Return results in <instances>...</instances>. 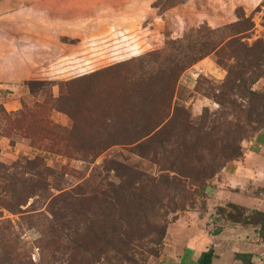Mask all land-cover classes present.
<instances>
[{
    "label": "rangeland",
    "instance_id": "374dc122",
    "mask_svg": "<svg viewBox=\"0 0 264 264\" xmlns=\"http://www.w3.org/2000/svg\"><path fill=\"white\" fill-rule=\"evenodd\" d=\"M85 3L67 21L0 27L32 45L19 55L0 39L3 59L29 57L44 81L0 86V264H179L172 236L234 224L219 207L207 214L225 161L200 178L247 106L236 92L217 98L236 54L264 43V0ZM53 28L73 50H57ZM250 91L264 95V75Z\"/></svg>",
    "mask_w": 264,
    "mask_h": 264
},
{
    "label": "crops",
    "instance_id": "0c3cea01",
    "mask_svg": "<svg viewBox=\"0 0 264 264\" xmlns=\"http://www.w3.org/2000/svg\"><path fill=\"white\" fill-rule=\"evenodd\" d=\"M73 3L76 8L79 3L86 4L85 0H0V27L6 26L18 34L19 24L26 22L27 19H40L48 23L51 22L50 18L54 17L56 21H67L73 16L72 10H76L73 9ZM3 38L9 40V46L19 44L17 50L19 55H26L24 49L32 47L29 42H20V38L17 43H13L9 36L0 35L2 41ZM0 47H4V44ZM3 52L6 51L0 48V83H3L1 87L35 79L29 75L31 73L29 57L13 56L10 53L6 54L9 56L4 60ZM9 74H12V80L8 79ZM9 96V100L2 106L8 113H14L17 111V102L14 95ZM213 183L225 190L220 191V194H206L208 215L214 213L213 207L225 208L228 204L242 208L246 215L254 211L264 213V131L242 146L241 156L226 164L215 176ZM220 227L222 228L220 233L215 236L201 231L198 234H186V237L172 236L173 243L181 246L182 250L178 253L177 259L173 255L169 256L170 263H176L174 261L176 259L180 264L182 260L187 259L189 264H196L200 255L212 247L215 258L211 264H242L235 259L236 254H249L253 263L264 264V243L256 227L235 223H226ZM196 241L200 243L197 244Z\"/></svg>",
    "mask_w": 264,
    "mask_h": 264
},
{
    "label": "trees",
    "instance_id": "16d2710c",
    "mask_svg": "<svg viewBox=\"0 0 264 264\" xmlns=\"http://www.w3.org/2000/svg\"><path fill=\"white\" fill-rule=\"evenodd\" d=\"M249 22V19H244L231 23L227 27L228 29H235L238 26H246V24ZM59 32V29L53 28L51 40L53 41V44L58 51H61L63 49L64 51H66L67 47L64 46H67L68 43H54L56 41L55 38L58 36L57 34ZM99 33L103 35L104 32ZM60 40H70L71 42L74 41L73 36L67 33L61 35L59 41ZM243 50V58H240V56L236 54L237 56H235V65H231L226 68L227 76L225 82L223 83V86H221V96H219L220 98H217V101L220 105H224V103L228 101L226 97L227 94L231 93L232 91V93H238L237 95L240 98H246L247 106L240 107L239 114H242V117L239 116V118H237L238 120L236 119V123L232 125L234 128L233 131H228L229 133L226 136L227 138L225 145L213 158L212 162L207 167L208 170H205V168L202 171L200 180L208 179L207 171H209L210 173L215 172L217 163L220 160L225 161L223 167H225L226 164L237 160L241 156V148L238 144L239 140L242 139V137L249 131L254 132L258 128L264 126V95H258L250 91L251 86L257 81V79L261 78V76L264 75V73L262 74L263 71L259 70L260 66L264 65V43H255L252 48H244ZM216 55L219 57V51ZM258 70L261 74L256 72ZM89 76H92V74ZM35 79H33L34 82L30 83L44 82L43 78H41L40 75L35 77ZM165 90L167 91V88ZM171 95L172 90H170L169 99L172 97ZM226 208L230 209L232 212H227ZM226 208H218L216 211L217 215L225 216V219L230 223L252 225L256 227L258 229V235L264 243V213L254 211L251 212L250 215H246L245 211L242 208L232 204H228ZM219 232L220 230H214L209 234L215 236L218 235ZM213 258H215V254L213 248L211 247L200 255L196 264H211ZM235 259L240 261L242 264H255L252 262L251 255L249 254H236Z\"/></svg>",
    "mask_w": 264,
    "mask_h": 264
}]
</instances>
